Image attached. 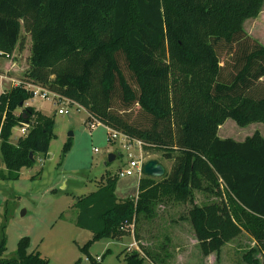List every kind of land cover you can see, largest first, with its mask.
Returning <instances> with one entry per match:
<instances>
[{
	"label": "trees",
	"instance_id": "trees-1",
	"mask_svg": "<svg viewBox=\"0 0 264 264\" xmlns=\"http://www.w3.org/2000/svg\"><path fill=\"white\" fill-rule=\"evenodd\" d=\"M263 4L0 0L1 57L13 56L21 21L33 43L32 78L43 76L104 126L173 163L159 182L143 173L134 199H119L116 176L77 199L76 226L90 231L94 242H121L123 228L137 224L140 216L152 217L161 200L186 204L204 193L219 201L188 213L203 253L219 252L244 232L264 253V137L256 133L236 142L218 136L228 120L241 128L264 124V95L253 93L264 83V46L244 30ZM32 98L23 86L0 94V152L7 180H19L38 157H47L55 138L53 119L24 108ZM24 124L27 135L12 144L13 130ZM72 147L69 139L64 154ZM4 231L0 228V264H49L40 253H29L27 237L19 241L15 258L4 259ZM144 261L137 252L125 258L126 264Z\"/></svg>",
	"mask_w": 264,
	"mask_h": 264
},
{
	"label": "rangeland",
	"instance_id": "rangeland-1",
	"mask_svg": "<svg viewBox=\"0 0 264 264\" xmlns=\"http://www.w3.org/2000/svg\"><path fill=\"white\" fill-rule=\"evenodd\" d=\"M17 49L9 59L0 56V94L23 86L28 91L39 89L48 97H33L24 108H33L54 121L55 138L47 157H38L32 169L23 170L19 180H7L8 170L0 152V228L5 227L7 251L4 259L16 257L18 243L30 239L29 253H40L49 264H126L125 258L134 252L145 259L144 264H251L249 259L264 264V254L258 242L247 233L225 245L219 252L205 255L188 218L194 206L203 207L219 200L204 193H196L192 202L175 203L161 200L154 206L152 217L140 216L137 224L125 226L121 242L104 239L94 242L90 231L76 226L77 199L89 196L106 183L109 177H118L117 196L121 200L134 199L139 193L136 172L122 179V171L140 159L141 152H128L120 141L109 142L108 129L102 125L93 132L89 129L86 109L74 101L69 115H59L58 96L69 98V93L56 91L43 76L32 78L33 43L20 21ZM245 33L264 46V4L260 15L244 24ZM22 49H20V48ZM20 50V52L18 51ZM16 63L13 68L12 63ZM9 72L8 77H3ZM255 96L264 95V83L254 89ZM22 111H17L19 116ZM259 133L264 137V124L255 123L245 128L228 120L221 127V139L244 142ZM27 135V134H26ZM72 135V136H70ZM21 138L20 127L13 130L11 143ZM72 139L73 147L64 154V146ZM111 155L116 156L108 163ZM145 161L157 160L170 173L173 163L154 152H143ZM109 164V165H108ZM143 178V176H142ZM141 178V179H142ZM154 179L156 182L163 180ZM136 231V236L134 231ZM136 246L132 247L134 243ZM100 258V261L97 260Z\"/></svg>",
	"mask_w": 264,
	"mask_h": 264
},
{
	"label": "built area",
	"instance_id": "built-area-1",
	"mask_svg": "<svg viewBox=\"0 0 264 264\" xmlns=\"http://www.w3.org/2000/svg\"><path fill=\"white\" fill-rule=\"evenodd\" d=\"M13 68L16 67V63H12ZM9 72H4L2 74L3 77H8ZM32 95L33 97H37V96H41L42 99H47L48 95L45 92H41L39 89H33L32 90ZM57 105L61 106V109L58 110V114L59 115H69L70 114V109L73 107L74 102H72L71 100L67 99V98H63L61 96H58V101H57ZM90 122L88 124L89 129L91 130V132H93L97 127L102 126L103 124L97 120L95 117L89 115V121ZM28 128L29 125L28 124H24L22 127H20V133H21V137H24L27 133H28ZM108 129V136H109V142H116V141H120L122 143V145L124 146V148L130 152L134 149H139L141 152L140 155V159L137 161H132L133 166L125 171H122L119 175L120 178L124 179L126 178L128 175L131 174L132 171L136 172V176L139 179V181L141 180L142 176H143V167L144 164L146 163L145 158L143 156V143L140 141H136V140H132L130 139L128 136L110 130ZM123 230H125V227L123 228ZM136 242V241H135ZM137 242L134 243V245H132V247L136 246ZM264 254V253H263ZM98 261H100V258H97Z\"/></svg>",
	"mask_w": 264,
	"mask_h": 264
},
{
	"label": "water",
	"instance_id": "water-1",
	"mask_svg": "<svg viewBox=\"0 0 264 264\" xmlns=\"http://www.w3.org/2000/svg\"><path fill=\"white\" fill-rule=\"evenodd\" d=\"M31 159H32V155H31ZM115 160H116V156L111 155L109 157L108 163H113ZM143 173L146 177H149L152 179H160V178L165 177L166 169L157 160H150L144 164Z\"/></svg>",
	"mask_w": 264,
	"mask_h": 264
},
{
	"label": "crops",
	"instance_id": "crops-1",
	"mask_svg": "<svg viewBox=\"0 0 264 264\" xmlns=\"http://www.w3.org/2000/svg\"><path fill=\"white\" fill-rule=\"evenodd\" d=\"M18 48H20V47H18ZM17 49V48H16ZM20 49H22V48H20ZM19 52H20V50H18ZM70 100V99H69ZM72 101V100H71ZM73 102V101H72ZM87 111V110H86ZM87 113H88V115H91L88 111H87ZM222 127V126H221ZM221 127H220V129H221ZM220 129H219V132H220ZM219 132H218V136H219ZM219 138H221L220 136H219ZM223 139V138H222ZM161 163V162H160ZM165 166V165H164ZM165 169H166V171L168 170V167H165ZM198 242V241H197Z\"/></svg>",
	"mask_w": 264,
	"mask_h": 264
}]
</instances>
